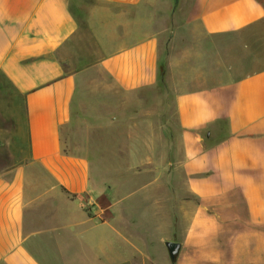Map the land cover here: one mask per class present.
Wrapping results in <instances>:
<instances>
[{
	"label": "crops",
	"instance_id": "0c3cea01",
	"mask_svg": "<svg viewBox=\"0 0 264 264\" xmlns=\"http://www.w3.org/2000/svg\"><path fill=\"white\" fill-rule=\"evenodd\" d=\"M87 73L128 96L167 88L153 146L169 105L170 184L215 210L203 233L264 227V0H0V264H141L104 227L128 212L116 233L139 252V210L64 147Z\"/></svg>",
	"mask_w": 264,
	"mask_h": 264
},
{
	"label": "rangeland",
	"instance_id": "374dc122",
	"mask_svg": "<svg viewBox=\"0 0 264 264\" xmlns=\"http://www.w3.org/2000/svg\"><path fill=\"white\" fill-rule=\"evenodd\" d=\"M86 75L77 90L72 120L64 129L63 141L68 152L91 161L97 183H107L111 198L122 201L120 207L129 204L139 210L131 218V230L137 234H129L130 238H142L139 252L125 246L124 239L116 233L123 229L128 212H120L104 224L108 230L114 229L115 258L121 256L124 248L135 254L141 264H264V227L256 228L239 217L225 216L215 224L216 229L203 233L204 228L197 225L203 223L201 219L213 223L215 210L202 209L204 202L190 196L184 184H170L169 105L161 106L167 108L165 113L161 111V152L154 148L152 138L158 116L153 100H169L167 88L159 84L128 96L121 90L107 89L109 78L104 74ZM98 187L102 189L104 185L98 183ZM171 194L177 196L175 201ZM191 228L199 230L191 234ZM169 240L182 244L175 260L166 246Z\"/></svg>",
	"mask_w": 264,
	"mask_h": 264
},
{
	"label": "water",
	"instance_id": "95a60500",
	"mask_svg": "<svg viewBox=\"0 0 264 264\" xmlns=\"http://www.w3.org/2000/svg\"><path fill=\"white\" fill-rule=\"evenodd\" d=\"M166 246L168 248L171 259L175 260L181 250V243L178 241L169 240L166 242Z\"/></svg>",
	"mask_w": 264,
	"mask_h": 264
},
{
	"label": "trees",
	"instance_id": "16d2710c",
	"mask_svg": "<svg viewBox=\"0 0 264 264\" xmlns=\"http://www.w3.org/2000/svg\"><path fill=\"white\" fill-rule=\"evenodd\" d=\"M160 75H161V77H163V75H164V63H161V72H160Z\"/></svg>",
	"mask_w": 264,
	"mask_h": 264
}]
</instances>
